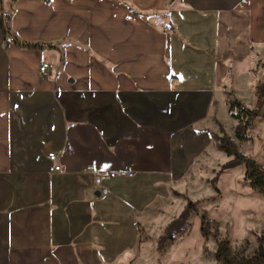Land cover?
Masks as SVG:
<instances>
[{
  "label": "crops",
  "instance_id": "obj_1",
  "mask_svg": "<svg viewBox=\"0 0 264 264\" xmlns=\"http://www.w3.org/2000/svg\"><path fill=\"white\" fill-rule=\"evenodd\" d=\"M262 80L264 0H0V264L112 259Z\"/></svg>",
  "mask_w": 264,
  "mask_h": 264
},
{
  "label": "rangeland",
  "instance_id": "obj_2",
  "mask_svg": "<svg viewBox=\"0 0 264 264\" xmlns=\"http://www.w3.org/2000/svg\"><path fill=\"white\" fill-rule=\"evenodd\" d=\"M5 16L2 14L3 20ZM257 93L253 109L264 114V80L258 84ZM224 112L222 117L227 115ZM257 123L253 122L251 141L237 139L236 120L215 124L212 133L229 137L241 154L264 168V127ZM215 137L213 147L187 176L172 183L171 192L137 212L138 231L133 226L132 241L110 245L119 251L112 259L101 258L95 264H264V194L244 180L243 164L224 167L233 155L219 149ZM189 201L197 210L192 211L186 230L160 248L167 226ZM203 217L208 233L202 230ZM220 244L224 249L218 250Z\"/></svg>",
  "mask_w": 264,
  "mask_h": 264
},
{
  "label": "trees",
  "instance_id": "obj_3",
  "mask_svg": "<svg viewBox=\"0 0 264 264\" xmlns=\"http://www.w3.org/2000/svg\"><path fill=\"white\" fill-rule=\"evenodd\" d=\"M10 15L7 14L5 16L6 19H9ZM1 24L4 30V36L6 40L9 36V29L7 27V23L3 18L1 19ZM15 41L23 46L28 47H40L39 44H31L19 41L18 38H15ZM228 113L230 116L237 121V126L235 128V136L240 141H251L252 140V127L255 118L261 116L264 119V114H259L257 109L248 108L241 100L232 96L228 93ZM221 127V126H220ZM223 132V131H222ZM212 136L215 135L212 133ZM217 147L219 149L224 150L228 155H233V158L228 161L224 167L232 168L236 165L243 164L244 165V180L249 184V186L253 189H258L264 194V168L256 162L251 157H247L241 154L237 150V145L232 141L229 137L216 136ZM196 205L189 201L187 207L183 210V212L179 215L178 218L173 220L166 228L164 235L160 238L159 245L160 248L165 246V243L174 238V236L178 233H182L186 230L187 221L192 213V211H196ZM205 217L202 220V230L205 233H208L205 225ZM219 249H224L222 244L219 245Z\"/></svg>",
  "mask_w": 264,
  "mask_h": 264
},
{
  "label": "built area",
  "instance_id": "obj_4",
  "mask_svg": "<svg viewBox=\"0 0 264 264\" xmlns=\"http://www.w3.org/2000/svg\"><path fill=\"white\" fill-rule=\"evenodd\" d=\"M55 69V66L51 62L43 61L40 64V72L43 75H49V73ZM58 155V153L51 152L49 153V157L54 158ZM63 166L60 163H56L50 167L51 172H63ZM90 172H92L95 176V183L97 185H102L106 180L114 176V173L110 170H101L97 168H91L89 169ZM133 175V174H130Z\"/></svg>",
  "mask_w": 264,
  "mask_h": 264
},
{
  "label": "water",
  "instance_id": "obj_5",
  "mask_svg": "<svg viewBox=\"0 0 264 264\" xmlns=\"http://www.w3.org/2000/svg\"><path fill=\"white\" fill-rule=\"evenodd\" d=\"M107 191H108L107 189L99 190L96 194H97V195H100L102 192L107 193Z\"/></svg>",
  "mask_w": 264,
  "mask_h": 264
}]
</instances>
